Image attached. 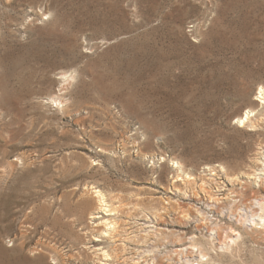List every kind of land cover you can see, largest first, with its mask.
<instances>
[{
    "label": "rangeland",
    "instance_id": "obj_1",
    "mask_svg": "<svg viewBox=\"0 0 264 264\" xmlns=\"http://www.w3.org/2000/svg\"><path fill=\"white\" fill-rule=\"evenodd\" d=\"M259 90L264 0H0V264H264Z\"/></svg>",
    "mask_w": 264,
    "mask_h": 264
},
{
    "label": "bare ground",
    "instance_id": "obj_2",
    "mask_svg": "<svg viewBox=\"0 0 264 264\" xmlns=\"http://www.w3.org/2000/svg\"><path fill=\"white\" fill-rule=\"evenodd\" d=\"M261 90L258 91V94L259 93L260 94H264ZM249 117H250V113H249V111H247L244 115H242L241 117L238 118V123L240 125H244L245 122L249 119ZM96 193H97V200H98V203H99V208L102 209L103 208L102 207L103 206V202H105L104 195L100 191H97ZM256 215L260 218V222H261L260 224H261V226H264V203L261 204V206H260V212L257 213Z\"/></svg>",
    "mask_w": 264,
    "mask_h": 264
}]
</instances>
